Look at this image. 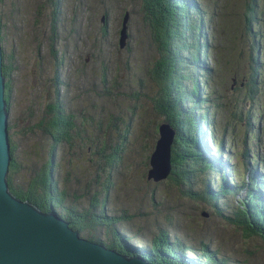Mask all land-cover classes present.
<instances>
[{
    "label": "rangeland",
    "instance_id": "obj_1",
    "mask_svg": "<svg viewBox=\"0 0 264 264\" xmlns=\"http://www.w3.org/2000/svg\"><path fill=\"white\" fill-rule=\"evenodd\" d=\"M174 2L185 5L173 0L171 9ZM196 2L208 39L194 60L186 45L197 33L177 44L156 22L168 13L167 0H0L9 167L15 164L9 190L20 198L31 189L40 199L43 185L58 183L59 192L41 199L53 213L94 244L127 257L147 253L148 264H264L261 223H247L249 230L235 217L250 190L264 199V186H252L244 172L256 158L263 171L254 169L264 173V55L258 89L247 84L253 57L264 53V0ZM172 74L176 102L168 96ZM177 103L205 117L209 130L179 133ZM69 121L70 134L61 124ZM164 126L174 132L170 152L167 144L152 166ZM219 145L229 157L216 153ZM188 147L197 152L190 158ZM221 168L230 176L215 175ZM222 187L233 194L222 197Z\"/></svg>",
    "mask_w": 264,
    "mask_h": 264
},
{
    "label": "water",
    "instance_id": "obj_2",
    "mask_svg": "<svg viewBox=\"0 0 264 264\" xmlns=\"http://www.w3.org/2000/svg\"><path fill=\"white\" fill-rule=\"evenodd\" d=\"M2 68L0 40V264H148L142 257H127L92 243L52 210H41L33 202L22 200L11 193L6 177L11 156ZM167 128L162 127V138L151 159L152 166L156 163V155L166 150L167 144L170 152L174 132L166 134ZM157 175L161 176L158 171Z\"/></svg>",
    "mask_w": 264,
    "mask_h": 264
},
{
    "label": "trees",
    "instance_id": "obj_3",
    "mask_svg": "<svg viewBox=\"0 0 264 264\" xmlns=\"http://www.w3.org/2000/svg\"><path fill=\"white\" fill-rule=\"evenodd\" d=\"M174 1H176V0H174ZM253 1L254 0H251V4H252ZM171 2H173V0H167V3H165V0H164V3L166 5H168V6H166V8H165V5H164L163 11L165 10L168 13H161V14L158 13L156 18L159 17V20L156 21V22L159 24L160 29L161 30L164 29L163 31H165L166 34H169L171 36V39L176 41L177 44H180L181 42H183L182 38H184V37L187 38L189 32H192L194 35H196V33H197V35L195 37V44H193V46H191V47L186 45V47H188L192 52H194V60H196L198 58L200 59L202 54H205L207 52L206 42H207L208 36L204 37V40H206V42L204 40L202 41V36L205 35V33H203V31H205V29H204V15H205V13L201 11V9L199 8V3L196 2V0H177V2H179V3H184L185 2V5H183V8H182L181 4L178 5V4H176V2H174L173 9H171L169 7ZM165 19H167V20L165 21ZM161 23L163 24V28L161 26ZM250 25L252 26V24H250ZM193 29H197V32L195 30H193ZM248 29L250 31L252 30L250 27H248ZM253 35H255V34H253ZM251 37L253 38L252 35H251ZM165 42L166 41L164 39H163V41L161 39H159L160 47H161V44L163 45V44H165ZM171 43H172V41H171ZM263 55H264V53H262L261 55H259V53H258V55L253 57L252 61H254L255 64H251V66H250L252 71H251V73H250L251 75H250V77L248 78V81H247V84H251L252 85L251 86V91L255 90V89H258V87L255 86V84H254V80L259 75V71L261 69V60L260 59L262 58ZM3 62H4V64H3L4 73L7 74V72L10 71V66L7 65V63H6L5 53H4ZM191 75L193 76V78L196 79L195 84L199 85V79L201 77L200 74L198 72H196V71H192ZM252 75H253V79H252ZM172 80H173L174 83L172 84V81L169 79L168 84L170 86L173 85L174 89L171 92H170L171 88L168 89V96L173 97L175 102H176V101H178V98H179V96L176 94V92L179 91V86L177 85L178 78L176 77L175 74H172ZM7 87H9L8 83H7ZM171 106H172V104H169V107H171ZM175 108H177V110H175V112H173V113L174 114L176 113L178 115V117H177V120L173 119L172 122L176 125V126L175 125L174 126L176 128H178L177 130L179 131V133H181L183 131H186L188 129L198 128V127H201V126H202V128L205 129L204 131H202L203 133L209 130V125L207 123L208 120L205 117H200L199 114H197L195 112H193V113L190 112L188 110L189 107L186 106V105L181 106L180 104L177 103ZM185 111H187V112H189L191 114L185 115L184 114ZM171 113H172V111H171ZM173 113H172V115H173ZM171 119H172V117H171ZM61 124H62V127H64L62 130L66 131V133L70 134V132L68 131L69 129L67 128V125H70V121L68 122V124L67 123H61ZM60 127H61V125H60ZM62 130H61V134L63 135L64 132H62ZM205 137L209 138L208 135H206ZM215 139H216V137L215 138L213 137V142L215 141ZM218 149H219L220 152L226 153L228 155V157L230 156V154L223 148L222 145H219ZM185 151L186 152L188 151V152L186 153ZM185 151L183 150V152H185V156L184 157H187V158L188 157L190 158L191 154L193 155L194 153H197V152H195L196 150L192 149L191 147L190 148L188 147ZM175 154H176V157H177V155H178L177 152H175ZM246 154H249V153L248 152L245 153L244 156ZM203 155L201 153L200 156L202 158H205L204 157L205 155L204 156ZM255 160H256V164L255 163L254 164L250 163L248 165V168H246L244 172L247 174V172L249 171V173H250L249 177H250V179H252L251 185L255 186L257 188L258 184L264 186V176L262 177V175H264V173L259 176L258 172L254 169V168L262 169L261 171H263V168H260L259 165H258L260 160L256 159V158H255ZM175 164H176V162L174 160V165ZM14 165L15 164L12 161L11 166H10V172H9V175H8V181H9V185H10V190L11 191L12 190L14 191V186L10 182V173L12 172ZM253 166H255V167H253ZM233 167L234 166H231V170H232ZM252 168H253V170H252ZM186 169H187V167L185 166V170ZM195 169L197 170V168H194V171L196 172ZM208 170H209V167H208ZM45 171L47 173L46 174L47 178H50L51 176H53L55 174L53 172V167L52 168L50 167V169H48V170L45 169ZM190 171H191V168L189 169V172ZM229 172H230V170H229ZM223 173L224 172H222L219 169V170H217V173L215 175H220V177L222 178V176H224ZM226 176L229 177L230 175L227 174ZM232 176H235V174H232ZM240 177H241V179H243L242 181L245 182V176L244 175H240ZM182 178L184 179V174H183ZM212 182H214V181L210 180L209 184L212 183ZM51 183L52 184H51L50 187L48 186V184L43 185V189L46 190V191L40 194V199H39L38 195H35V193H33V191H31V189H27V192H21V191L17 192V194L22 199H29L31 201H34V203L38 204L42 210L50 211L51 210L50 208H51L52 204L47 203V201H48L47 198L49 197V195H52L53 192L54 193L59 192V189H60L58 183H56L54 181H51ZM191 184L195 185L194 182H193V179H192V183ZM226 186H229V185L226 184ZM227 188H229V187H227ZM222 191H223V193L220 194L222 197L227 196L228 194H233L231 188L227 189V191H226V187H225V191H224V187H222ZM257 193H259V192H257ZM248 194L250 196L249 199H251V200L248 201V202H245V204L243 205V208H240L239 211L236 212V216L235 217L237 218L239 223H242V224L245 223V225L247 223L250 225L251 222L253 224H254V222H260L261 225L258 226V223H257L256 228L259 227V231H261L260 230L261 229L260 226L264 228V202H263L264 199L263 200H259L257 197H252L253 190H250V192ZM41 199H46L47 201L41 200ZM206 199H209V198H206ZM249 199H247V200H249ZM256 201H258V203H256ZM56 206L59 207L60 205L57 204ZM237 208H238V206H237ZM230 212H231V210H230ZM241 215H244L246 217L242 219ZM256 217L259 218L258 221H254L256 219ZM262 217H263V219H261ZM68 218H70V216ZM232 218H233L232 216H229L230 220ZM246 227L248 228L247 225H246ZM257 230H258V228H257ZM262 235L264 236V230H262ZM159 237H161V235H159ZM176 241H179V240L176 239ZM167 242H171V241H169L167 238L164 237L163 240H162V243L165 244ZM179 242L182 243L181 241H179ZM151 246L153 247V244ZM208 246L209 245L206 244V246H205L206 250H209L207 248ZM176 250H177L176 248L175 249H170L169 247H166V251L170 252L173 255L175 254ZM181 250H184V252H186V250H187V251H189V252H191L193 254H196V252H195L196 248H195L194 245H185V244L182 243ZM208 252H207V254L209 255ZM178 253H180V252L178 251ZM210 253L216 254L215 251L212 252L211 250H210ZM143 256H146L148 259H150V257L148 256L147 253L144 254ZM160 261H161V264H163V262H164L163 259L160 258ZM227 262H228L227 260L226 261L222 260L219 263H216V262H214V263L215 264H229Z\"/></svg>",
    "mask_w": 264,
    "mask_h": 264
},
{
    "label": "bare ground",
    "instance_id": "obj_4",
    "mask_svg": "<svg viewBox=\"0 0 264 264\" xmlns=\"http://www.w3.org/2000/svg\"><path fill=\"white\" fill-rule=\"evenodd\" d=\"M5 94V93H4ZM5 97V96H4ZM7 100V99H6ZM7 102V101H6ZM7 104V103H6ZM7 119V118H6ZM9 172H10V167H9V170H8V172H7V174L9 175ZM6 174V175H7ZM260 174V173H259ZM262 176H264V175H262ZM7 180H8V176H7ZM8 183H9V181H8ZM34 203V202H33ZM34 205L36 206V203H34ZM39 207V206H38ZM40 208V207H39ZM42 210V209H41ZM46 212H48V211H46ZM54 212H56V211H54ZM235 213V212H234ZM63 221H66V222H68L66 219H64ZM83 238H86V237H84V236H82ZM145 261H147V260H149V259H147V258H143Z\"/></svg>",
    "mask_w": 264,
    "mask_h": 264
}]
</instances>
